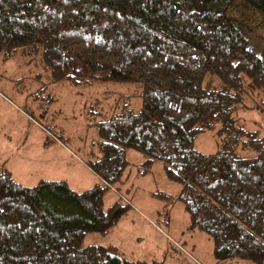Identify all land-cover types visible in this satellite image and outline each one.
<instances>
[{
    "label": "trees",
    "instance_id": "1",
    "mask_svg": "<svg viewBox=\"0 0 264 264\" xmlns=\"http://www.w3.org/2000/svg\"><path fill=\"white\" fill-rule=\"evenodd\" d=\"M237 1L264 19V0ZM237 1L0 0L2 63L18 60L45 85L134 86L142 101L101 126L106 155L119 154L97 161L104 184L78 193L65 181L29 187L0 172V264H146L86 239L126 212L103 198L131 150L144 171L159 163L178 183L174 197L160 196L183 206L217 261L264 264V134L238 119L264 112V52L230 20ZM204 133L214 153L195 148ZM111 161L122 167L115 174Z\"/></svg>",
    "mask_w": 264,
    "mask_h": 264
},
{
    "label": "rangeland",
    "instance_id": "2",
    "mask_svg": "<svg viewBox=\"0 0 264 264\" xmlns=\"http://www.w3.org/2000/svg\"><path fill=\"white\" fill-rule=\"evenodd\" d=\"M228 15L235 27L248 33L249 45L257 53L264 52L263 17L242 1L235 2ZM19 66L18 60L0 61V172L8 171L15 181L29 187L40 181H65L78 193L104 184L97 161L110 154L106 155L108 149L102 143L107 141L101 126L125 103L139 110V90L114 82L45 85L34 76L35 71L29 73ZM238 119L246 128L264 134V112L243 111ZM195 148L214 153L212 134L198 136ZM125 157L120 180L108 184L103 200L105 208L119 202L127 206L126 212L95 242L111 246L116 255L131 262L250 264L217 261L212 240L189 229L183 206L160 196L174 197L180 189L167 178L163 166L154 163L144 171L139 153L126 151ZM118 167L121 164L111 161L109 169L114 174ZM53 204L54 200L47 201L48 206Z\"/></svg>",
    "mask_w": 264,
    "mask_h": 264
},
{
    "label": "crops",
    "instance_id": "3",
    "mask_svg": "<svg viewBox=\"0 0 264 264\" xmlns=\"http://www.w3.org/2000/svg\"><path fill=\"white\" fill-rule=\"evenodd\" d=\"M86 239H88V241L90 240L91 242H95L99 240V238L96 235H89L88 238Z\"/></svg>",
    "mask_w": 264,
    "mask_h": 264
},
{
    "label": "built area",
    "instance_id": "4",
    "mask_svg": "<svg viewBox=\"0 0 264 264\" xmlns=\"http://www.w3.org/2000/svg\"><path fill=\"white\" fill-rule=\"evenodd\" d=\"M56 138V137H55ZM57 139V138H56Z\"/></svg>",
    "mask_w": 264,
    "mask_h": 264
}]
</instances>
